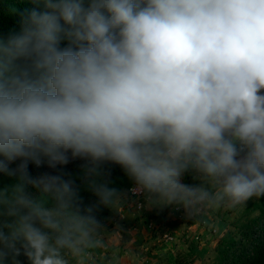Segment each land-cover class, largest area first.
<instances>
[{
    "label": "clouds",
    "instance_id": "9594fccd",
    "mask_svg": "<svg viewBox=\"0 0 264 264\" xmlns=\"http://www.w3.org/2000/svg\"><path fill=\"white\" fill-rule=\"evenodd\" d=\"M33 2L0 36V264L103 248L96 213L121 195L105 164L188 219L264 198V0ZM76 159L95 204L28 170Z\"/></svg>",
    "mask_w": 264,
    "mask_h": 264
},
{
    "label": "rangeland",
    "instance_id": "374dc122",
    "mask_svg": "<svg viewBox=\"0 0 264 264\" xmlns=\"http://www.w3.org/2000/svg\"><path fill=\"white\" fill-rule=\"evenodd\" d=\"M190 177L191 175H186L184 180L188 184L195 183ZM131 184L132 182L125 185L119 199L113 202L109 207L107 216L101 220L106 226L100 233L104 241L101 254L93 250L91 257L86 260L85 264H115L118 261L121 264V259L125 258L129 264H177V262L179 264H224L230 257L240 255L242 250L251 251L250 236L253 230L251 218L259 213L258 210L251 208L259 198H253L246 205L235 208L220 207L195 218L184 217V221L178 217L179 224L176 228L170 224L167 225L169 232L173 234L172 241L159 238V233L156 232V234L151 235L149 240H143V246L138 253L131 252L132 248H124V246L131 241L128 238L131 233L138 235V228L132 231L117 229L119 227L117 226L118 222L125 217L122 213H128L134 209V202L128 194ZM140 201L144 206L145 200L142 198ZM169 210L170 207H162L163 213L160 216L155 215L153 219L157 218L158 221L153 224L159 226L161 222L165 223V217L168 219L171 216L167 213ZM173 212H176L178 216L181 213L183 216L184 213L182 209H175ZM141 216L143 214L135 213V218ZM144 223L141 222L138 227H143L145 230L150 229ZM230 239L234 241L232 244H228L230 245L228 249L230 254L227 259L220 263V256L226 249L222 250V248ZM160 250L162 252L169 250V253L166 252L163 255ZM147 257L151 258L150 263L146 261Z\"/></svg>",
    "mask_w": 264,
    "mask_h": 264
},
{
    "label": "trees",
    "instance_id": "16d2710c",
    "mask_svg": "<svg viewBox=\"0 0 264 264\" xmlns=\"http://www.w3.org/2000/svg\"><path fill=\"white\" fill-rule=\"evenodd\" d=\"M33 8L43 10V6L37 5L33 0H0V36L7 38L10 35L19 34L23 27V20L27 13ZM3 159V157H0V160ZM17 163H19V161L12 163L10 167H15ZM83 164L84 161L76 159L70 161V163L65 166H58L52 169L47 166L46 162L40 167L30 162L28 170L33 176L50 173L60 174L63 175L65 179L73 180L75 185L79 188V195L82 197L83 205L88 206L95 204L98 198L88 189L86 181L83 178ZM103 170L108 174L106 179L110 181L109 186L115 187L121 192L125 185L131 182L118 165L105 164ZM11 183H14L12 178L0 174V186L9 185ZM251 209L259 211L257 215L251 218L253 226L250 236L251 251L246 252V250H242L240 255L230 257L224 264H264V198H259ZM108 211L109 207L101 206L96 213L97 217L100 220L104 219ZM233 242V239H230V241L226 243V246L222 248V250L226 249L220 256V263L229 256L230 253H228V249L230 245L228 244H232ZM20 259L22 264H27L24 257H20ZM177 264L179 263L177 262Z\"/></svg>",
    "mask_w": 264,
    "mask_h": 264
},
{
    "label": "crops",
    "instance_id": "0c3cea01",
    "mask_svg": "<svg viewBox=\"0 0 264 264\" xmlns=\"http://www.w3.org/2000/svg\"><path fill=\"white\" fill-rule=\"evenodd\" d=\"M186 175H191V174H186ZM190 179H193L192 175H191ZM183 182L187 183L186 180H183ZM193 183L194 182H192L191 184H193ZM143 199L145 200L144 206L141 209V211H138L140 214H143V216H141L139 218H135V213L137 212V210L135 208L134 209L131 208L132 210H130L128 213H122L123 216H125V217H124L123 220H121L122 222L121 221L118 222V225H117V226H119L117 229H119L120 231L121 230L122 231H132V230L138 228V230H137L139 232L138 235H135V234L131 233V235H129V237H128V238L131 239V241L129 243H127L126 246H124V248H126V247L127 248H132L131 252H134V253H138L139 250L142 248L143 240H145V239L149 240V238H151V235L155 234V232L150 231V229L145 230V228H143V227H138L140 225V223L141 222H145L146 226L148 224L147 223L148 221L149 222L153 221L152 223H154L155 221H158L157 218L155 220L153 219V218H155V215H159L160 216V214L163 213L162 207L150 204L145 198H143ZM170 210L173 212V210H175V209H174V207H170ZM170 210L167 212V213H169L171 215L170 218L166 219L167 217H165L166 222L165 223L161 222V224L158 227H161V228L169 230V227L167 225L170 224L174 228H176V226L179 224L178 217L180 218L181 221H184V217H185L184 213H183V216H182V213H181L180 216H178V214L176 212L170 213L171 212ZM136 216H138V215H136ZM115 247H117V246H115ZM118 250H119V248H118ZM94 251L95 252H100V254H101L102 248L95 249ZM160 252H162V251L160 250ZM166 252L169 253V250H165L164 252H162L163 255H165ZM146 261L147 262H149V261L151 262L152 260H151V258L147 257ZM115 264H120V263L118 261V262H115ZM121 264H129V262L125 258V259H121ZM133 264H135V263H133Z\"/></svg>",
    "mask_w": 264,
    "mask_h": 264
},
{
    "label": "built area",
    "instance_id": "2783aa9c",
    "mask_svg": "<svg viewBox=\"0 0 264 264\" xmlns=\"http://www.w3.org/2000/svg\"><path fill=\"white\" fill-rule=\"evenodd\" d=\"M132 188H133V184L129 186V189H128L129 196L131 200L134 202L133 208H135L138 212V211H141V209L143 208V205L140 200L144 198V196L142 194H138ZM147 227L150 228V231L155 232V234L156 232H158L160 236L159 238L165 239L167 241L173 240V234H171L168 229L155 226L152 222H148Z\"/></svg>",
    "mask_w": 264,
    "mask_h": 264
}]
</instances>
